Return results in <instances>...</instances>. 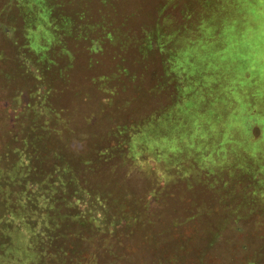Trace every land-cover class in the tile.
<instances>
[{
  "label": "rangeland",
  "instance_id": "obj_1",
  "mask_svg": "<svg viewBox=\"0 0 264 264\" xmlns=\"http://www.w3.org/2000/svg\"><path fill=\"white\" fill-rule=\"evenodd\" d=\"M163 1L0 0V264L41 257L43 212L80 213L49 228L67 242L69 264H264L263 88L252 101L263 116L256 140L219 115L227 96L218 89L213 102L214 79L229 71L208 47L186 50L194 79L176 70L167 79L169 65L152 79L157 55L143 59L139 46ZM212 1L196 0V20L227 9ZM178 88L180 108L152 123ZM79 188L106 201L69 207Z\"/></svg>",
  "mask_w": 264,
  "mask_h": 264
},
{
  "label": "trees",
  "instance_id": "obj_2",
  "mask_svg": "<svg viewBox=\"0 0 264 264\" xmlns=\"http://www.w3.org/2000/svg\"><path fill=\"white\" fill-rule=\"evenodd\" d=\"M181 1L185 2L184 5L186 8L184 7L180 12L169 13L167 10L170 5L178 4L179 0H164L157 11V19L152 29L145 27V30H143L147 33V38L145 41L141 42L140 46L138 45L141 49L143 59H150V55H152V57L157 55L156 62H158L157 68L159 72L155 73L156 75L153 76L152 79H163V75L167 79H171V74H174L175 70L180 71V76L176 78L194 79L196 75L193 76L191 74L194 72L193 66H195L198 61L193 60V58L188 55L184 56L186 50L196 45L208 47V58H210V62H215L214 67L217 68L218 66H222L225 71H229V75L227 74L225 76L221 75L224 74L225 71H221V74L217 71H211L210 75H208L211 77L222 76V79H224L223 81H221L222 79H214L216 86L213 85V102L220 99L218 92H215L216 90L226 91L225 96H227V99L225 98V108L223 110H218L220 112L219 115L224 112V114H226L228 111L226 114L228 124L226 125H229V127L230 125L236 126L234 131L238 132L240 137H244L246 133H253L256 130V140H260V137L257 138V135H259L260 131H263V129L259 127V123L257 122L262 123L261 120L263 116L260 113L258 105L254 103L255 106H253L252 101L255 100V102H259L256 99V95L260 93L262 88L264 91V54L260 56L262 53H257V51L254 50L255 46L264 48V7L260 3L261 0H236L238 3H241L234 5L235 7L232 6L229 0H217V2H223L221 5H226L227 9L224 12H222V10L216 11L213 9L209 11L210 6H208L207 10L211 13H208L205 17L201 14V18L203 17L201 21L195 19V11L194 9L192 10L196 0ZM197 1L201 4H213L212 0ZM231 1L234 2L235 0ZM207 10L205 12H207ZM206 30L211 33H208ZM250 32H253L255 37H249L248 35ZM178 56L180 60L175 63V60L179 58ZM206 59L207 58H204L203 60ZM222 61H224L223 64H221ZM168 65L173 71H170V74L169 71L163 74L159 68H163L164 66L167 68ZM183 75L187 77L184 78ZM238 79H240V81ZM246 83L250 84L249 86L251 87L244 88L243 85ZM164 85L165 87H163ZM171 86L172 84L170 87ZM155 88L161 93V90L168 88V85L159 81ZM178 91L174 93L175 89H173L171 97H174V100L172 101V105L161 107L156 115L149 117L152 123L165 122L174 109L177 107L180 108L184 99L181 96V93H183L181 88H178ZM234 94L237 96H234ZM207 100H209V96ZM183 107L184 105L181 108ZM249 121H251V123L252 121L257 123L254 128H248L247 123ZM238 126H242V129L238 128ZM140 130H142V128H140ZM140 130L136 131L135 134H139ZM23 153L28 154L26 152ZM29 159L28 161L31 162V158ZM38 180V178H35L36 182H33L38 185L40 189H46L42 186L44 184H39L37 182ZM83 192L88 191L79 188L78 192H75V195L69 196L67 203L70 205L69 207H73L71 204L74 200H76L77 204H82L83 202L87 205H95V202H99L102 198L106 201L104 194L91 195L89 192V194H83ZM53 207L55 208L57 206ZM53 207L50 208L52 209ZM79 214L80 213L76 215H62L60 213L51 221V214H45L43 212L38 222L39 229H42L45 225L44 228L46 230L43 228V233H45L43 239L41 238L42 236H38L37 233L39 232L34 233V236H36L35 240L39 242L42 241V246L39 249L41 251V257L38 258L36 254V263L31 262L29 264H69L66 253L69 248L68 245L64 247L67 242L61 237L60 231L59 234H57L56 230L49 228L50 226L54 228L57 227L60 222L65 223L67 226L70 222L68 219H71L72 223H76V217L79 216ZM98 214V212L95 214V211H93L92 220L93 222L95 221L94 224L98 222V219H96L97 216H95ZM57 244L62 246V252L60 254H54L55 251H53L57 248ZM46 255L47 258L44 260L43 257H46ZM77 259H80V255H78Z\"/></svg>",
  "mask_w": 264,
  "mask_h": 264
}]
</instances>
